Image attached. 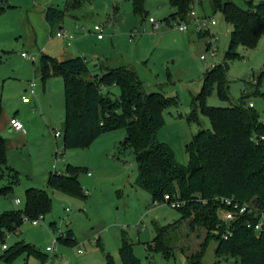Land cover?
<instances>
[{
	"label": "rangeland",
	"instance_id": "374dc122",
	"mask_svg": "<svg viewBox=\"0 0 264 264\" xmlns=\"http://www.w3.org/2000/svg\"><path fill=\"white\" fill-rule=\"evenodd\" d=\"M233 1L247 8L246 0ZM49 6L64 8L65 0H0V90L4 86L5 99L11 98L9 105L15 106L9 116L17 111L22 120L16 118L25 128L32 112L43 119V102L38 95L37 98L30 95L26 88L28 81L35 82L37 92L49 78L43 99L44 104L51 105L45 137L35 139L28 135L29 142L21 144L20 135L10 133L9 128L0 132L6 139V158L10 147L7 163L18 172V180L6 193L2 190L9 177L5 174L0 178V213L24 211L26 188L43 187L45 182L41 179L48 170L63 173L68 165L79 168L78 178L86 195L71 197L47 188L50 210L40 214L42 218L38 221L23 215L22 223L14 231H7L4 238L7 246L23 241L47 257L42 260L24 252L14 263L105 264L108 253L116 264H121L119 247L126 239L140 264H188V255L198 250L208 234L202 226L189 228L188 221L195 213L192 211L188 220L168 231V254L150 249L148 245L156 235L155 225H173L180 212L167 202H153L151 193L137 185L138 163L133 150L120 147L126 135L123 128L100 134L86 147H63L62 78L53 74L43 78L41 69L45 62L51 65L52 59L77 55L84 57L90 68L98 62L126 65L143 81L145 91H160L171 101L163 110L165 124L157 131V138L168 145L178 164L187 166V144L200 129H211L199 105L198 123L188 121L193 98L200 92L203 75L211 66L227 63L228 100L220 98L213 85L205 97L206 106H231L245 97L253 103L260 118H264V76L257 82L264 69V33L257 36L253 46L240 43L236 50L238 57L225 59L232 27L221 12L212 11L210 0H194L184 20L169 22L165 19L173 8L168 0H144L140 14L134 12L132 0H89L80 8L67 11L62 22L52 27L42 14ZM150 18L159 22L157 29H153ZM196 18H207V30L205 27L197 30L202 22L195 21ZM182 24L187 30L178 29ZM96 25L102 26V31L94 30ZM60 28L65 36H56ZM97 34L103 39L98 40ZM211 41L215 57L206 50ZM22 94L32 100L34 108L29 105L27 110L18 108ZM9 116L0 109V129L7 125ZM54 131L61 136L55 137ZM16 199L19 203H15ZM69 230L74 235L72 242L67 243L63 239ZM60 237L52 247L53 241ZM216 245L215 239L209 240L202 258L204 264H239L234 259L216 263Z\"/></svg>",
	"mask_w": 264,
	"mask_h": 264
},
{
	"label": "trees",
	"instance_id": "16d2710c",
	"mask_svg": "<svg viewBox=\"0 0 264 264\" xmlns=\"http://www.w3.org/2000/svg\"><path fill=\"white\" fill-rule=\"evenodd\" d=\"M89 0H65V7L49 6L44 18L49 26L59 24L67 11L75 10ZM194 0H168L173 8L170 19L184 20L193 8ZM242 8L233 0H210L213 12H221L231 25V39L225 51V59L238 57L240 43L253 46L260 33H264V0L254 3L246 0ZM135 13H142L144 0H132ZM1 10V9H0ZM209 48V43L206 50ZM42 75L62 78L64 118L62 142L64 148L86 147L100 134L123 128L126 132L120 147H130L138 163L137 185L151 193L152 201H163L169 194L182 202L177 207L180 218L168 226L155 225L156 235L148 245L150 249L168 254V231L189 219V228L202 226L207 236L198 250L188 255V264H204L203 255L211 239L217 245L215 262L234 259L239 264H264V225L259 232L254 229L258 218L255 214L243 215L232 222V235L227 239L212 233L219 222V213L231 209L220 202L221 197L232 198L239 204L251 202L255 208L264 209V118L261 119L245 97L238 103L225 107L205 105V97L215 85L220 98L228 100L227 63L211 66L202 78L200 92L193 98L188 121L198 123L197 105L208 117L211 129H200L186 149L187 166L177 163L172 150L157 138V131L165 124L163 110L171 101L160 91L147 92L143 81L125 65L108 67L102 73H94L82 56L61 61L52 60L42 66ZM264 76V69L258 83ZM117 89L116 92L113 89ZM264 117V116H263ZM263 137V138H262ZM6 139L0 135V178L9 177L6 193L18 180V172L7 163ZM78 167L68 165L65 172L51 171L47 188L71 197L85 196L78 178ZM24 211L10 210L0 213V243H4L7 231H14L23 221L36 219L51 208L47 189L29 187L25 190ZM54 223H50L53 226ZM61 240L62 237L58 238ZM72 242L69 230L63 239ZM0 264H15L21 253L32 254L44 260L47 255L23 241H17L2 249ZM121 264H140L132 244L123 239L119 247ZM25 264V263H24ZM105 264H116L110 254Z\"/></svg>",
	"mask_w": 264,
	"mask_h": 264
},
{
	"label": "built area",
	"instance_id": "2783aa9c",
	"mask_svg": "<svg viewBox=\"0 0 264 264\" xmlns=\"http://www.w3.org/2000/svg\"><path fill=\"white\" fill-rule=\"evenodd\" d=\"M199 20L202 22V24L197 26V30L202 31L204 30V27H205V30H207V27L209 24L207 18H203V19L196 18L195 19V21H199ZM150 22L152 23L153 29H157L159 27V22L155 21L153 18H150ZM210 23L213 25L215 24V21L212 20ZM102 29H103L102 26H99V25L94 26V30L96 31H102ZM178 29L185 31L187 30V26L185 24H182L178 26ZM65 35L66 33L62 28H60L59 31L56 33V36H65ZM97 38H102V35L97 34ZM208 49H209L210 55L212 57H215L216 49H215V46L212 44V41L209 42ZM22 55L24 57H27L26 54H22ZM201 58L204 59L205 56H201ZM31 59L33 60V57H31ZM35 86L36 84L34 81H30L28 83L29 93L33 97H35L36 95ZM22 101L27 103L30 101V98L23 96ZM247 103L249 107H253V103L251 101H248ZM10 126H11V129L15 132H18L21 134L26 133V128L24 127L23 123L16 117H13L10 119ZM54 136L59 138L61 136V133L59 131H54ZM53 168H55V165H53ZM163 201L169 203L172 207H175V208L180 207L183 204L179 200L173 199L169 194H165L163 196ZM220 202L226 206L232 207L231 209H224L220 211L219 222L216 224L215 228L212 230V233L220 236V238L227 239L228 237H230L232 235V222L245 214L246 215L255 214V216L258 218L256 224L254 225V229L257 232H259L261 227L264 225V209L260 210L258 208H255L251 202H245V203L239 204L238 202H235L232 198H229V197H221ZM15 203H19V200L16 199ZM155 203H157V201H155ZM41 218L42 217L39 216L34 220L38 221V219H41ZM7 234L8 233L6 232V235ZM57 240L58 239H55L53 241L52 247L55 245ZM1 248L5 249L6 244H1Z\"/></svg>",
	"mask_w": 264,
	"mask_h": 264
},
{
	"label": "crops",
	"instance_id": "0c3cea01",
	"mask_svg": "<svg viewBox=\"0 0 264 264\" xmlns=\"http://www.w3.org/2000/svg\"><path fill=\"white\" fill-rule=\"evenodd\" d=\"M44 11L45 9L42 11V14L44 16ZM45 19V18H44ZM98 40H102L103 38H97ZM23 56V55H22ZM24 57V56H23ZM67 57V55H66ZM46 58H50L48 56H46ZM69 58V57H67ZM66 59V58H65ZM52 60H55V59H52ZM63 59H59L58 61H61ZM120 65H123V64H119V63H116V65H112V64H109L107 62H102V63H95L94 67L91 68L92 71L94 73H102L106 68L108 67H116V66H120ZM126 66V65H125ZM30 81L27 82L26 84V88L28 89V83ZM49 84V78L46 80V81H43V84L41 87L38 88L37 92H36V95L35 97L37 98V95L39 96V98L41 99V101L43 102V114H41L43 117V119L41 117H39L36 113V112H32L31 114V120L29 122H26L25 126H26V133L25 134H21V133H18V132H15L11 129V126H10V119L13 118V117H18V115L16 114L17 111H15V114L9 116V113L11 110H13V108H15V106L13 105H9V102L12 101L11 98L10 100H6L5 99V89H4V86L3 88H1L0 90V104L3 105V107L1 106V111H2V108L5 110L7 116H9V121L7 122V125H5L4 128L0 129V132H4L5 129L9 128V132L10 133H13L14 135H20L21 139H20V142L21 144H25V142H29L28 139H27V136L30 135V138H35L37 139L38 137H45V133H46V130H45V126L48 125V121L47 119L50 118V112H49V109H48V106L51 108V105H46L44 104V99H43V95L46 94V91H47V85ZM36 87V86H35ZM23 96V94H22ZM63 101H64V95H63ZM26 105H29L31 106L30 108H34L35 104L32 103V100L30 99L29 102L25 103L21 100V103H20V106H18V108L20 107L22 110H27V106ZM64 105V104H63ZM25 108V109H23ZM63 109H64V106H63ZM16 110H19V109H16ZM25 114L21 115V116H24ZM47 117V119H46ZM19 118V117H18ZM63 118H64V113H63ZM20 120H22L21 118H19ZM62 126H63V120H62ZM9 152H10V147H7V158L9 157ZM51 173V170H48L47 173L43 176V179H41V181L44 183L45 182V185L41 188H45L47 189V178L49 176V174ZM30 187H34V186H30ZM29 188V187H28ZM37 188H40V187H37ZM51 192L54 193V191L51 190ZM73 232V231H72ZM73 235H74V232H73Z\"/></svg>",
	"mask_w": 264,
	"mask_h": 264
}]
</instances>
